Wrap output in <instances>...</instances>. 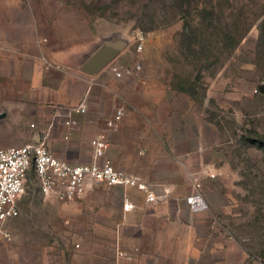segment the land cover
Wrapping results in <instances>:
<instances>
[{"label": "rangeland", "instance_id": "obj_1", "mask_svg": "<svg viewBox=\"0 0 264 264\" xmlns=\"http://www.w3.org/2000/svg\"><path fill=\"white\" fill-rule=\"evenodd\" d=\"M43 6L63 12L51 20L56 39L69 41L71 37L73 41L76 32L78 65L105 41L126 42L101 73L112 79L114 87L113 80L139 76L148 94L155 80L163 82L170 94L168 102L159 106L158 125L170 133L184 128L189 139H198L197 145L178 146L182 155L174 149L168 158V147H161V139L156 140L150 130L153 107L149 100L141 116L146 122L135 121L138 127L129 138L150 149L135 155L128 164L133 171L129 174L152 180L161 176L163 180L154 183L171 187L166 181H176L191 190L184 198L195 192L191 175L199 177L208 208L193 214H200L204 253L198 263L189 264H264V94L260 91L264 85V0H44ZM212 15L221 23L207 33L204 51L191 46L196 51L191 56L183 44L186 25H208L210 21L202 19ZM139 36H144L140 50ZM116 65H140L141 70L117 78L111 73ZM80 88L79 84V92ZM148 94L144 98L149 99ZM181 139L179 134L177 140ZM72 145L59 142L53 151L70 162L86 161L87 143L83 154ZM27 189L29 193L38 190L33 170ZM65 211L62 230L69 227L71 212ZM19 221L7 224L9 239L0 238L3 254L23 251L27 229ZM41 231L37 227L32 234L39 237Z\"/></svg>", "mask_w": 264, "mask_h": 264}, {"label": "crops", "instance_id": "obj_2", "mask_svg": "<svg viewBox=\"0 0 264 264\" xmlns=\"http://www.w3.org/2000/svg\"><path fill=\"white\" fill-rule=\"evenodd\" d=\"M43 3L44 0H0V20H5L0 23V147L38 143L48 135L47 146L55 157L72 164L90 163L91 140L106 129L107 122L122 108V121L116 131L110 132L108 156L116 168L125 167L129 173L132 168L128 164L135 155L143 153V149L150 152L147 144L129 141L130 133L138 127L134 122L145 120L141 116L148 100L153 107L148 120L151 133L156 140L161 139V147H168V158L174 149L179 153L177 147L182 144H198V139H189L184 128L170 133L158 125L159 106L168 102L170 94L163 82L155 80V88L148 94L139 76L127 81L113 80L117 86L114 87L112 79L101 72L96 76L83 73L77 63L76 32L73 41L71 37L69 41L56 39L55 23L51 20L63 12L47 11ZM145 94L149 99L144 98ZM84 103L87 113L74 114L78 126L65 140L68 130L64 115ZM179 134L181 140H177ZM163 135L166 138L162 139ZM59 142L72 143L81 154L87 143V160L70 162L57 156L53 145ZM139 175L150 184L163 180L161 176L152 180ZM172 182L166 181L172 185H167L172 189L171 196L156 205L148 204L144 194L133 188L101 185L83 191L77 201L60 202L45 197L39 186L29 193L26 185L25 194L17 202V218L27 229L22 236L24 248L21 252H0V264L198 263L205 243L200 240V214H193L184 198L191 190ZM126 197L134 203L131 212L124 210ZM67 209L71 212L69 227L62 230ZM17 218L7 221L5 229ZM37 227L42 228V234L34 237L33 229Z\"/></svg>", "mask_w": 264, "mask_h": 264}, {"label": "built area", "instance_id": "obj_3", "mask_svg": "<svg viewBox=\"0 0 264 264\" xmlns=\"http://www.w3.org/2000/svg\"><path fill=\"white\" fill-rule=\"evenodd\" d=\"M144 44V36H139V50ZM141 70L140 65L114 66L111 73L117 78L134 76ZM88 106L81 104L64 115L67 127L65 140H69L71 131L78 126L74 114H86ZM123 111L116 114L107 122L106 129L101 131L90 142L92 162L72 164L58 159L47 146L48 135L40 142L21 147H0V238L9 239L6 231L7 221L20 215L17 202L25 194L28 174L31 170L35 175L41 193L45 197H53L60 202H73L86 189L93 190L104 185L108 188H133L143 193L148 204L156 205L171 196L172 189L165 185L150 184L128 172L116 168L108 152L111 146L110 132L116 131L123 118ZM61 116V114H59ZM62 117V116H61ZM214 178V175H211ZM195 192L186 198L193 212L205 211L208 207L202 194V185L198 175H191ZM124 210H134V203L129 197L124 200Z\"/></svg>", "mask_w": 264, "mask_h": 264}, {"label": "water", "instance_id": "obj_4", "mask_svg": "<svg viewBox=\"0 0 264 264\" xmlns=\"http://www.w3.org/2000/svg\"><path fill=\"white\" fill-rule=\"evenodd\" d=\"M126 47L123 41H105L97 46L94 51L80 64L79 69L90 76H96L102 72ZM264 94V85L260 87Z\"/></svg>", "mask_w": 264, "mask_h": 264}, {"label": "trees", "instance_id": "obj_5", "mask_svg": "<svg viewBox=\"0 0 264 264\" xmlns=\"http://www.w3.org/2000/svg\"><path fill=\"white\" fill-rule=\"evenodd\" d=\"M207 19L210 21V24L208 25L198 22L194 26L187 24L184 29L183 44L185 43L186 53L191 51V53H189L191 56L194 54L196 55V51H194L191 46L196 47V45H198V49L202 51L204 49V42H206L207 33H209L211 29H216L214 24L221 23L217 16L214 17L212 15L211 18L205 17V19L203 18L202 21H206Z\"/></svg>", "mask_w": 264, "mask_h": 264}]
</instances>
